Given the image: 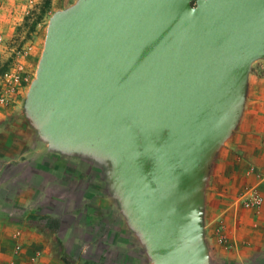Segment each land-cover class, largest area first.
<instances>
[{
	"label": "water",
	"instance_id": "obj_1",
	"mask_svg": "<svg viewBox=\"0 0 264 264\" xmlns=\"http://www.w3.org/2000/svg\"><path fill=\"white\" fill-rule=\"evenodd\" d=\"M264 0H79L47 28L26 113L94 158L153 264H207L202 189L234 129Z\"/></svg>",
	"mask_w": 264,
	"mask_h": 264
},
{
	"label": "crops",
	"instance_id": "obj_2",
	"mask_svg": "<svg viewBox=\"0 0 264 264\" xmlns=\"http://www.w3.org/2000/svg\"><path fill=\"white\" fill-rule=\"evenodd\" d=\"M37 1L0 0L5 36ZM13 108L0 107V264H152L111 187L102 191L106 165L51 149ZM254 191L257 211L244 205ZM202 197L207 264H264V62L250 64L241 112L207 165Z\"/></svg>",
	"mask_w": 264,
	"mask_h": 264
},
{
	"label": "rangeland",
	"instance_id": "obj_3",
	"mask_svg": "<svg viewBox=\"0 0 264 264\" xmlns=\"http://www.w3.org/2000/svg\"><path fill=\"white\" fill-rule=\"evenodd\" d=\"M78 1L38 0L24 11L21 19L13 24L6 36L0 30V107L15 106L12 113L17 116L21 125L35 128L28 118L25 103L30 86L36 78L49 21L55 13L71 8ZM255 61L264 62V59L253 62ZM22 178L28 179L29 176L25 172ZM106 181L108 182V177ZM107 182L102 185L104 192H107ZM110 191L112 192L111 189ZM49 209L56 210L53 206ZM63 220L69 222L68 218ZM104 226L100 225V232Z\"/></svg>",
	"mask_w": 264,
	"mask_h": 264
},
{
	"label": "built area",
	"instance_id": "obj_4",
	"mask_svg": "<svg viewBox=\"0 0 264 264\" xmlns=\"http://www.w3.org/2000/svg\"><path fill=\"white\" fill-rule=\"evenodd\" d=\"M262 203H263V199L259 195V193H257V191L252 192L251 196L244 201V205L247 208H254L256 211L259 209V207H261ZM20 250H21L20 245L16 244L14 246V255H18ZM39 255H40V253H36L32 257L31 261L35 262L38 259Z\"/></svg>",
	"mask_w": 264,
	"mask_h": 264
}]
</instances>
